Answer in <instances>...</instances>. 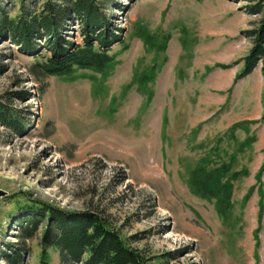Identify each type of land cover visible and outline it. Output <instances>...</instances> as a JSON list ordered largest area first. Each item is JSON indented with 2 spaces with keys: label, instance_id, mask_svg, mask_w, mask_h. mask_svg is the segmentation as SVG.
Returning a JSON list of instances; mask_svg holds the SVG:
<instances>
[{
  "label": "rangeland",
  "instance_id": "374dc122",
  "mask_svg": "<svg viewBox=\"0 0 264 264\" xmlns=\"http://www.w3.org/2000/svg\"><path fill=\"white\" fill-rule=\"evenodd\" d=\"M0 5L14 16L21 0ZM241 6L108 0L124 44L103 72L36 77L35 55L49 52L25 55L0 39V105L24 123L20 133L0 123V264L11 244L21 264H39V238L18 237L19 206L35 201L99 213L124 238L138 236L131 245L152 264H264V80L255 71L236 81L252 45L241 32L259 17ZM80 30L69 26L76 44ZM21 91L30 99L12 94ZM202 165L230 166L226 211L191 191Z\"/></svg>",
  "mask_w": 264,
  "mask_h": 264
},
{
  "label": "trees",
  "instance_id": "16d2710c",
  "mask_svg": "<svg viewBox=\"0 0 264 264\" xmlns=\"http://www.w3.org/2000/svg\"><path fill=\"white\" fill-rule=\"evenodd\" d=\"M108 0H21L16 15L0 5V39H9L25 55H35L43 48L49 55H35L29 71L34 76H67L76 69L105 71L112 66L109 52L116 44H124L122 28H115L104 10ZM241 4L251 21L241 35L251 41L248 54L242 58L243 70L236 81L251 75L261 64L264 77V0H231ZM80 25L82 43L76 44L68 36L69 26ZM43 42V44H42ZM230 69L234 64H216ZM44 91V90H43ZM21 101L31 93H12ZM22 115L0 105V123L16 132L23 130ZM240 124L232 127L235 129ZM229 165L218 168L199 166L190 176L191 191L202 199L216 200L220 211H226L232 198V184L226 178ZM264 170V167H263ZM242 175V174H240ZM23 212L18 222L22 242L39 238L42 254L39 264H52L50 250L58 253L61 264H152L142 251L131 245L138 238H124L99 213L69 211L35 201L19 206ZM4 259L10 264L23 262V251L8 245ZM171 255V254H169Z\"/></svg>",
  "mask_w": 264,
  "mask_h": 264
},
{
  "label": "crops",
  "instance_id": "0c3cea01",
  "mask_svg": "<svg viewBox=\"0 0 264 264\" xmlns=\"http://www.w3.org/2000/svg\"><path fill=\"white\" fill-rule=\"evenodd\" d=\"M255 71H261L260 73H262L261 64L255 69ZM255 71H254V72H255ZM254 72H253V73H254ZM253 73H252V74H253ZM252 74H251V75H252ZM251 75H249V76H251ZM259 75L262 77L261 74H259ZM249 76H247V77L245 78V80H246ZM262 78H263V80H264V77H262Z\"/></svg>",
  "mask_w": 264,
  "mask_h": 264
},
{
  "label": "water",
  "instance_id": "95a60500",
  "mask_svg": "<svg viewBox=\"0 0 264 264\" xmlns=\"http://www.w3.org/2000/svg\"><path fill=\"white\" fill-rule=\"evenodd\" d=\"M4 195H5V192H3V191L0 190V199H1L2 196H4Z\"/></svg>",
  "mask_w": 264,
  "mask_h": 264
}]
</instances>
